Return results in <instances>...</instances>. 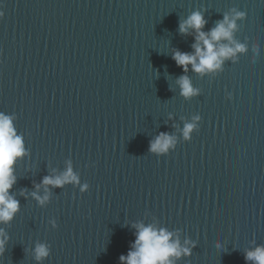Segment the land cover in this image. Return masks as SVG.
I'll use <instances>...</instances> for the list:
<instances>
[{"label":"water","instance_id":"water-1","mask_svg":"<svg viewBox=\"0 0 264 264\" xmlns=\"http://www.w3.org/2000/svg\"><path fill=\"white\" fill-rule=\"evenodd\" d=\"M0 7V112L16 114L26 148L9 190L19 209L0 222L10 235L0 264H120L141 222L190 248L172 258L176 264H254L244 254L264 245V0H2ZM241 10L233 39L246 50L222 71L189 65L199 93L185 98L171 53L191 51L193 37L179 32V21L201 11L207 32ZM218 44L231 46L225 38ZM197 115L185 141L184 125ZM161 131L177 145L158 156L148 148ZM69 163L78 183L47 186L49 200L39 204L34 185ZM36 243L50 249L40 262Z\"/></svg>","mask_w":264,"mask_h":264},{"label":"clouds","instance_id":"clouds-1","mask_svg":"<svg viewBox=\"0 0 264 264\" xmlns=\"http://www.w3.org/2000/svg\"><path fill=\"white\" fill-rule=\"evenodd\" d=\"M4 14L2 7H0V18H3ZM245 16L246 12L243 10L236 11L231 19L227 14H224L223 19L219 20L216 26L207 32L203 30L207 20L201 11H194L187 18L179 21V32L193 37L191 51L174 49L171 53V58L182 69V73L176 78L182 96L189 98L199 93V89L193 87L190 77L186 75L189 71V65H191L192 71L200 74L222 71L226 59L233 58L237 52L246 50L245 44L233 39V30L237 26L236 20ZM221 38L230 41L231 46L218 44ZM225 96L227 99H231L232 92L226 89ZM14 119H16L15 113L0 112V222L10 221L19 209V201L9 190L17 180L14 174L16 160L26 154V148L23 134L17 133ZM200 119L201 117L197 115L193 117L192 122L184 125L183 139L185 141L192 139L190 134L197 128L196 121ZM176 145L177 139L174 135L161 131L149 141L148 151L158 156L167 155L170 150L176 148ZM66 182L78 183V177L73 173L71 163L62 175L42 177L40 183L34 185L35 191L31 192V196L43 205L49 200V188L47 186L62 187ZM41 184L45 186L43 196L39 194ZM88 187L87 184H84L81 190H86ZM24 194L27 198L26 190H24ZM48 223L53 227H58L55 218L49 219ZM133 227L136 229L135 239L130 242L127 254L119 256L120 264H176L175 260L172 259L173 257L180 258L182 255L191 254L190 248L181 245L178 237L173 239L174 233L167 228L142 222L134 223ZM9 240L10 235L7 229L0 228V257L4 255ZM188 243L189 241L185 240L184 244L187 245ZM216 247L220 248L221 245L217 243ZM32 250L35 252L37 262L46 258L50 251L49 246L45 243H36ZM244 257L246 261H253L254 264H264V245H258L254 249L247 250Z\"/></svg>","mask_w":264,"mask_h":264}]
</instances>
